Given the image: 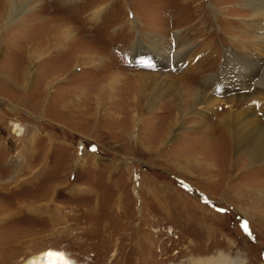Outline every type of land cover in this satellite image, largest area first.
<instances>
[{
    "label": "rangeland",
    "instance_id": "374dc122",
    "mask_svg": "<svg viewBox=\"0 0 264 264\" xmlns=\"http://www.w3.org/2000/svg\"><path fill=\"white\" fill-rule=\"evenodd\" d=\"M8 4L0 0V9ZM12 4L17 14L0 26V264H23L45 250L54 264H264V223H252L237 205L247 187L264 186V160H229L223 171L214 139L204 140L211 131L220 137L215 121L227 103L212 104L208 115L191 107L179 135L162 141L170 113L138 111L142 119L134 122L128 102L136 71L172 75L191 89L205 86L222 64L228 74L246 64L260 68L264 83V23L251 0ZM59 21L72 28L67 47L29 57L41 30ZM151 45L161 50L148 54L160 67L135 66L133 55L145 56ZM88 49L98 55L76 57ZM180 50L190 61L177 72L166 57ZM109 75L122 83L97 105ZM214 86L224 89L221 81ZM199 151L216 164L213 173L200 168L203 161L193 165Z\"/></svg>",
    "mask_w": 264,
    "mask_h": 264
},
{
    "label": "bare ground",
    "instance_id": "6f19581e",
    "mask_svg": "<svg viewBox=\"0 0 264 264\" xmlns=\"http://www.w3.org/2000/svg\"><path fill=\"white\" fill-rule=\"evenodd\" d=\"M13 1L14 0H9L8 7H2V9H0V26L8 24V21L12 18V16L17 14V8L12 4ZM251 6L254 9H258L260 11L258 14L260 17L259 21L264 23V0H251ZM256 23L259 22H253L250 27L256 29H264V25L259 28ZM59 24L60 25H53L50 28H48L47 26L44 27L43 30H41L40 42L35 48L30 49V51L28 52L29 57H39V55L50 50L48 48H50L52 45L53 46L51 48H53L54 46L61 49L67 47V41L72 39V28L71 26L60 23V21ZM260 39H264V37H261ZM169 41L172 42V45L169 43L171 46L175 44L173 35L172 38L169 39ZM179 42H181V40ZM160 51L161 50L157 46L151 45L149 49L147 48V50H145V56L142 57L145 58L146 61L143 60L141 65L143 64L146 66L160 67V63L157 61L153 62L151 60L152 58L149 56H160ZM184 53L186 52L180 50L173 56V52H171V54L169 53L170 56L166 55V58L169 59L172 56L174 62L178 63V59L179 61H181L184 58ZM97 55L98 54L96 51H90L89 49L87 51H78L76 53V57H78V59H84V61L86 59L92 60L94 59L93 57ZM134 56H136V53L135 55H133V57ZM145 62L147 63L145 64ZM151 63H153V65ZM247 68L248 66L244 64L242 68H238L237 71H234L232 74H228L222 64V67H218L217 69L218 73L214 75L212 74L211 76L209 75L211 78L209 77L204 82L205 86L202 85L199 86V88L191 89H189L188 83L186 84V86H183V84H181L180 86V84L178 83L179 78L173 77L172 75L169 76L168 74H163V77L161 76L162 78L159 79L156 74L151 73L150 71L132 72L133 76L131 77V82L129 84L131 95L129 96L128 100L129 105L132 106L130 109L133 110L131 119L134 122L140 121L142 118L139 119V114L143 111L149 112L148 114H152L155 111L158 112V110H167V113H170V115L165 118L166 121L163 123V125H165L167 128L165 130L167 131L166 135H164V138L162 139L163 141L166 137L172 139L179 133L178 131L182 125L179 124V119L184 114V112L191 107L196 108L195 111L203 109V111L200 112V115H202L211 110L210 106L212 104L224 101V103H227L226 106L230 108L222 115L218 116L215 121L216 123L218 122L217 125H219V127L221 128V130H219L220 137H214V131H211L207 135L208 137H204V140L210 143V141L214 139V142H212V151L217 154L219 162H221L219 166H221V169H224L223 171L227 170L226 166L229 165V160L231 161V164L236 162V164H243L244 166L248 164H250V166H253L255 163H259L264 160V83L261 84V81L258 77V75L260 74L259 67L250 66L248 68L250 69V71H247ZM25 72L26 74H28L27 69ZM220 72H223V75L220 74ZM253 73H256V75ZM222 77L223 80H221ZM54 78L56 77H53V79ZM118 78H120V76L112 75L108 78L107 81L102 84V86L100 85V92L96 94L95 100L97 105L102 103L104 95L110 92V87L112 85H121L120 83L122 82L120 79L118 80ZM220 81L222 82L224 88L223 90H221L222 92H224L222 98L218 96L220 95L219 93L221 91L218 90L219 86H217V82L219 84ZM11 82L15 85V82ZM50 82L51 80L49 81L48 79L47 83H45L43 87L49 85ZM214 85H216L218 88L216 89V92L212 91V88L215 87ZM166 93H171L170 95H172V97L166 98L164 100V95ZM254 99L258 100L256 102L257 107H251L249 105L244 106V104ZM164 102H166V104L168 105L167 108H163L162 106H156V108H152L153 106L160 104L164 106ZM239 105L243 106L241 108H238ZM206 115H208V113ZM153 116L154 115L152 114L148 118H151ZM203 116L207 117L205 115ZM19 131L21 132L22 129H20ZM123 131L124 128L119 127L117 133L119 134ZM194 153H196V151H194ZM197 154L196 157L193 155L195 157V159L193 160L194 166L198 168L200 166L198 165L199 161H203V165L201 164L202 166L200 168H205L207 172H211L215 169L216 164H213L211 163V161L204 159L202 157L203 153L201 151H199ZM204 156L206 158V155ZM199 157H201L202 159H200ZM263 179L264 178H261L260 181H262ZM240 187L241 186H239V188ZM263 187V184H256L253 187H245V193L243 195L241 194V197L239 196L240 200L244 201L245 203L237 204L242 211L247 213L246 215L250 217L252 223L255 224H257V222L259 221L262 224L264 223V196L262 194V192H264ZM240 190L244 191L242 187L240 188ZM258 195H261V197H258ZM54 260V253H52L51 250H45L30 255L25 259L23 264H54Z\"/></svg>",
    "mask_w": 264,
    "mask_h": 264
},
{
    "label": "crops",
    "instance_id": "0c3cea01",
    "mask_svg": "<svg viewBox=\"0 0 264 264\" xmlns=\"http://www.w3.org/2000/svg\"><path fill=\"white\" fill-rule=\"evenodd\" d=\"M163 201H165V202H167L166 200H163ZM168 203V202H167ZM155 210H159V212H162L163 210L162 209H160V206L158 205L156 208H155ZM182 210V209H181ZM183 211V210H182ZM163 214V213H162Z\"/></svg>",
    "mask_w": 264,
    "mask_h": 264
}]
</instances>
